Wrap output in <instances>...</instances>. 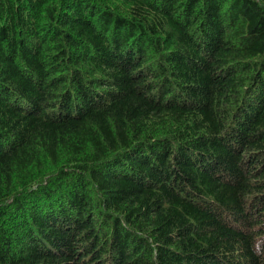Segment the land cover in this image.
Returning <instances> with one entry per match:
<instances>
[{
	"label": "trees",
	"instance_id": "1",
	"mask_svg": "<svg viewBox=\"0 0 264 264\" xmlns=\"http://www.w3.org/2000/svg\"><path fill=\"white\" fill-rule=\"evenodd\" d=\"M0 264H264V0H0Z\"/></svg>",
	"mask_w": 264,
	"mask_h": 264
}]
</instances>
